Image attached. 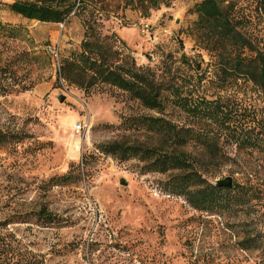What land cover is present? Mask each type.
Segmentation results:
<instances>
[{
    "label": "rangeland",
    "instance_id": "obj_1",
    "mask_svg": "<svg viewBox=\"0 0 264 264\" xmlns=\"http://www.w3.org/2000/svg\"><path fill=\"white\" fill-rule=\"evenodd\" d=\"M11 1L0 0V79L13 85L0 96V132L7 139L0 145V221L30 215L8 227L44 255L45 264H264L263 250L238 244L264 219L263 149L220 142L219 159L210 160L184 148L186 157L206 165L209 183L230 178L233 186L221 213H199L165 190L171 175L143 173L137 160L120 162L99 149L114 140L159 145L142 127L144 117L201 129L197 122L178 108L159 114L116 89L85 94L57 79L58 62L78 50L92 20L100 35L114 34L137 66L181 96L222 97L237 122L263 124L264 95L240 78L223 83L217 60L198 45L196 0H170L147 16L122 9V0H92L63 25L22 18L8 10ZM244 12L263 44L264 18L251 4ZM81 119L90 128L75 133ZM241 189L246 205L229 199ZM41 207L55 222L36 220Z\"/></svg>",
    "mask_w": 264,
    "mask_h": 264
},
{
    "label": "trees",
    "instance_id": "obj_2",
    "mask_svg": "<svg viewBox=\"0 0 264 264\" xmlns=\"http://www.w3.org/2000/svg\"><path fill=\"white\" fill-rule=\"evenodd\" d=\"M169 1L122 0V9L138 10L147 16L150 10L167 6ZM242 2L253 5L256 15L264 18V0H196L192 9L196 16L193 34L198 45L217 60L218 78L223 83L229 84L240 78L264 95V43L253 37L249 27L251 17L244 12L247 6L244 7ZM91 3L92 0H12L7 7L10 12L28 20L65 24L72 15L88 8ZM92 24V20L85 23L84 38L78 50L58 62L57 79L85 94L95 88L116 89L142 108L159 114L167 106L178 108L201 127H178L161 117L148 116L141 119L142 127L160 140L159 145L114 140L99 149L120 162L137 160L142 164L143 173L171 175L164 187L167 192L181 196L199 213H221L232 184L217 187L209 183L204 176L207 170L203 161L186 157L182 150L191 146L210 160L219 159L216 156L220 142L243 149L259 147L264 150V123L237 122L232 109L224 105L226 102L219 96L196 101L181 96L173 85L158 80L157 74L149 68L137 66L134 58L125 53L124 43L114 34L102 36ZM117 42L121 48L116 46ZM7 85L13 86L0 79V96L8 93ZM6 140L0 132V145ZM244 192L238 197H230V201L246 205L248 201ZM29 216L12 215L14 221H0V264H45L44 255L9 230V225L14 222L24 224ZM34 216L42 226L55 222L45 207L39 208ZM238 244L242 250L264 251L263 217Z\"/></svg>",
    "mask_w": 264,
    "mask_h": 264
},
{
    "label": "built area",
    "instance_id": "obj_3",
    "mask_svg": "<svg viewBox=\"0 0 264 264\" xmlns=\"http://www.w3.org/2000/svg\"><path fill=\"white\" fill-rule=\"evenodd\" d=\"M60 25H63V24H60ZM73 128H74L75 133H79V132H84V131L89 130L90 127L87 121L81 119L75 123Z\"/></svg>",
    "mask_w": 264,
    "mask_h": 264
},
{
    "label": "water",
    "instance_id": "obj_4",
    "mask_svg": "<svg viewBox=\"0 0 264 264\" xmlns=\"http://www.w3.org/2000/svg\"><path fill=\"white\" fill-rule=\"evenodd\" d=\"M63 98H64L63 96H59L58 97V100L60 102H62L63 101ZM214 185L217 186V187H230L231 186V179L230 178H225L223 180L216 181L214 183Z\"/></svg>",
    "mask_w": 264,
    "mask_h": 264
}]
</instances>
